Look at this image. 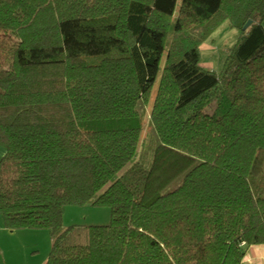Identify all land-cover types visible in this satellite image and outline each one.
<instances>
[{"label":"trees","instance_id":"16d2710c","mask_svg":"<svg viewBox=\"0 0 264 264\" xmlns=\"http://www.w3.org/2000/svg\"><path fill=\"white\" fill-rule=\"evenodd\" d=\"M226 21L237 41L206 69ZM263 22L264 0H0L4 227L48 231L45 264H242L264 245ZM85 205L110 222L62 229Z\"/></svg>","mask_w":264,"mask_h":264},{"label":"rangeland","instance_id":"374dc122","mask_svg":"<svg viewBox=\"0 0 264 264\" xmlns=\"http://www.w3.org/2000/svg\"><path fill=\"white\" fill-rule=\"evenodd\" d=\"M238 38L237 30L233 29L226 21L218 28L209 39L200 47V64L202 67L210 70H220L223 64L222 51L236 43ZM219 50H222L219 52ZM157 81L152 88L151 97L146 105L143 106L144 115L142 117V131L140 136V145L138 148L137 159L141 164L148 167L151 165L153 152L158 145L155 133L149 124V110L152 105V99L155 95ZM264 154V151L261 150ZM178 184L175 181L166 190L173 189ZM1 217V216H0ZM110 222V211L105 207L85 206H66L62 215V229L72 225H107ZM38 231L36 237H50L46 230Z\"/></svg>","mask_w":264,"mask_h":264},{"label":"crops","instance_id":"0c3cea01","mask_svg":"<svg viewBox=\"0 0 264 264\" xmlns=\"http://www.w3.org/2000/svg\"><path fill=\"white\" fill-rule=\"evenodd\" d=\"M264 28V22H263ZM5 150L0 146V158ZM264 172V154L258 151L252 175ZM36 230L10 231L0 217V264H45L51 247V237H36ZM242 264H264V245L250 246Z\"/></svg>","mask_w":264,"mask_h":264},{"label":"water","instance_id":"95a60500","mask_svg":"<svg viewBox=\"0 0 264 264\" xmlns=\"http://www.w3.org/2000/svg\"><path fill=\"white\" fill-rule=\"evenodd\" d=\"M251 24V21H247L246 24L243 26V30L247 29V27Z\"/></svg>","mask_w":264,"mask_h":264},{"label":"built area","instance_id":"2783aa9c","mask_svg":"<svg viewBox=\"0 0 264 264\" xmlns=\"http://www.w3.org/2000/svg\"><path fill=\"white\" fill-rule=\"evenodd\" d=\"M243 244H241V246H242Z\"/></svg>","mask_w":264,"mask_h":264}]
</instances>
